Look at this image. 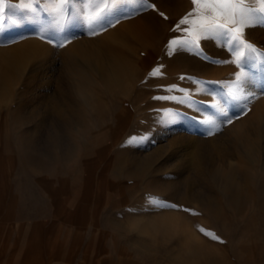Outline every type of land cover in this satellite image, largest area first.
Wrapping results in <instances>:
<instances>
[{
  "label": "rangeland",
  "instance_id": "1",
  "mask_svg": "<svg viewBox=\"0 0 264 264\" xmlns=\"http://www.w3.org/2000/svg\"><path fill=\"white\" fill-rule=\"evenodd\" d=\"M149 3L97 35L74 25L64 47L40 39L34 24L0 35V48L31 38L45 46L54 79L0 58V264H264V135L248 155L226 131L260 107L264 120V66L248 68L247 87L261 98L242 101L241 112L225 98L239 71L218 63L231 59L225 49L202 40L199 54H170L190 0ZM245 35L264 48V26ZM80 39L124 61L119 85L82 59L72 45ZM169 85L191 100L154 98L185 97ZM61 91L66 101L48 100ZM210 105L232 122L205 126L217 119ZM228 173L239 192L222 189Z\"/></svg>",
  "mask_w": 264,
  "mask_h": 264
},
{
  "label": "snow or ice",
  "instance_id": "2",
  "mask_svg": "<svg viewBox=\"0 0 264 264\" xmlns=\"http://www.w3.org/2000/svg\"><path fill=\"white\" fill-rule=\"evenodd\" d=\"M190 2L193 5L192 9L175 26V29L184 35L169 41L170 54L185 51L199 54L202 40H212L225 49L231 59L218 63H232L239 69L234 74V81L226 85L225 98L230 105H236L240 107L241 112H245L247 104L241 102L248 100L252 95L247 89L251 75L248 68L264 66V48L246 39L245 33L249 28L264 26V0H190ZM150 6L149 0H15V2L0 0V35L11 28L34 24L37 26L40 39L47 40L49 44L55 42L57 47H64L70 42L71 36L68 33L76 24L86 25L89 35H97L113 27L121 19L146 11ZM161 15L163 16V13ZM158 74L159 66L149 75ZM167 89L184 92L185 97L154 98L173 99L178 103L191 100L186 89H180L177 85H169ZM210 107L219 123L232 122V117L223 107L219 105ZM217 119H205L204 123L215 127ZM200 230L213 241L224 243L215 233L202 228Z\"/></svg>",
  "mask_w": 264,
  "mask_h": 264
},
{
  "label": "bare ground",
  "instance_id": "3",
  "mask_svg": "<svg viewBox=\"0 0 264 264\" xmlns=\"http://www.w3.org/2000/svg\"><path fill=\"white\" fill-rule=\"evenodd\" d=\"M72 45L78 49L83 60H86V61L91 60L93 62V64L96 66L97 72L107 83L112 84V85H119L121 83L122 74L125 70V66L123 63L124 61H122L120 57L105 50L99 40L98 41L96 40L88 41L85 39H80V40H75ZM45 51H47L45 49V46H42L40 43H38L37 40L31 38V39H25L23 41L18 42L12 48H0V58H2L3 61H5L7 64L13 66L16 69H19L22 71L28 70L30 72H33L34 74H38L41 81L43 80L50 81V79H53L52 78L53 76L50 75V72H49L51 71V68L49 65L48 66L46 65V62L41 57ZM0 73H2L1 67H0ZM247 89H249L252 93V95L249 97V100H254L257 102L261 98L259 90H257V88L254 85H249ZM62 92L63 91L57 94H55V92L52 93L48 97V100L53 101V102H59V100L66 101L69 98L68 97L69 95H65ZM260 110H262V107L258 109V111L254 114L253 118L250 121H248L246 124H241L237 128L235 127L226 128V131H228V135H227L228 140L232 142V144L237 143L241 148L243 149L245 148L247 150L246 152L247 154L248 152L250 151L252 152L254 150L258 142L257 139L260 136L264 135V120H260V121L257 120L258 119L257 114L259 113ZM206 125L207 124H205V126ZM260 125H261V128L258 127ZM213 128L214 130L218 129L217 131H219V129H224L225 125L219 123V121L217 120L216 126ZM220 177H221V181H220L221 186L224 191L233 190L235 193L239 192L237 183H235V181L233 180L234 178L232 176V173L224 174Z\"/></svg>",
  "mask_w": 264,
  "mask_h": 264
}]
</instances>
